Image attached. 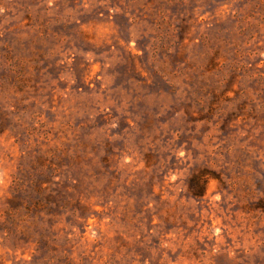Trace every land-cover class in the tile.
Listing matches in <instances>:
<instances>
[{"label": "rangeland", "instance_id": "rangeland-1", "mask_svg": "<svg viewBox=\"0 0 264 264\" xmlns=\"http://www.w3.org/2000/svg\"><path fill=\"white\" fill-rule=\"evenodd\" d=\"M260 206L264 0H0V264H264Z\"/></svg>", "mask_w": 264, "mask_h": 264}, {"label": "trees", "instance_id": "trees-1", "mask_svg": "<svg viewBox=\"0 0 264 264\" xmlns=\"http://www.w3.org/2000/svg\"><path fill=\"white\" fill-rule=\"evenodd\" d=\"M200 194H201V191H200ZM258 208L261 209V210H264V207H262V206H260Z\"/></svg>", "mask_w": 264, "mask_h": 264}]
</instances>
